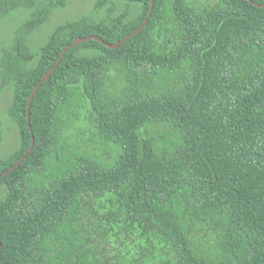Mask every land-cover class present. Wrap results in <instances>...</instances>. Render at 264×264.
I'll return each instance as SVG.
<instances>
[{"label":"trees","instance_id":"trees-1","mask_svg":"<svg viewBox=\"0 0 264 264\" xmlns=\"http://www.w3.org/2000/svg\"><path fill=\"white\" fill-rule=\"evenodd\" d=\"M264 3V0H252ZM27 12L0 57L17 144L0 154V264H264V6L250 0H96L36 32ZM82 110L109 158L70 140ZM31 129V130H30Z\"/></svg>","mask_w":264,"mask_h":264},{"label":"rangeland","instance_id":"rangeland-1","mask_svg":"<svg viewBox=\"0 0 264 264\" xmlns=\"http://www.w3.org/2000/svg\"><path fill=\"white\" fill-rule=\"evenodd\" d=\"M96 0H67L62 8L56 9L50 19L39 30L29 35L32 48H37L39 42L58 23L76 18L82 15L93 14ZM205 1V0H203ZM27 12L17 10L7 16L0 17V57L2 52L10 47L14 30L24 19ZM11 100V89L9 86L0 90V154L11 150L17 144V130L6 110ZM70 140L94 150L104 157L109 158L115 154V150L109 144L104 143L92 135L87 126L86 113L82 110L79 119L70 124Z\"/></svg>","mask_w":264,"mask_h":264},{"label":"water","instance_id":"water-1","mask_svg":"<svg viewBox=\"0 0 264 264\" xmlns=\"http://www.w3.org/2000/svg\"><path fill=\"white\" fill-rule=\"evenodd\" d=\"M254 5L256 6H264V3H256V2H253L252 0H250ZM152 7H153V0H151V4H150V8H149V12L146 16V18L144 19V21L131 33L129 34L128 36H125L124 38H122L121 40L117 41V42H114V43H108L104 40H102L100 37H97L95 35H89V36H85V37H76L72 42L68 43L62 50V52L60 53V55L58 56L56 62L49 68V70H47L43 75L42 77L40 78V80L37 82V84L34 86L33 90L31 91L30 95H29V98H28V114H27V120H28V127L30 128V124H29V107H30V104L32 102V99H33V96L35 94V92L37 91V89L40 87V85L42 84V82L44 80H46L49 75L51 74V72L55 69V67L58 65V63L60 62L63 54L65 53V51H67L68 48H70L73 44H78L84 40H87V39H90V38H94V39H97L99 41H101L104 45H106L107 47L109 48H116L120 43H122L123 41H125L126 39H128L131 35L135 34L136 32H138L140 29L143 28V26L147 23L150 15H151V12H152ZM31 130V129H30ZM34 144V136H32L31 138V143H30V146L28 147V149L26 150V152L14 163L12 164L8 169L4 170L3 172L0 173V177L2 175H5L6 173H8L9 171H11L14 167L18 166L24 159L25 157L29 154V152L31 151L32 149V146ZM0 248H1V242H0Z\"/></svg>","mask_w":264,"mask_h":264}]
</instances>
